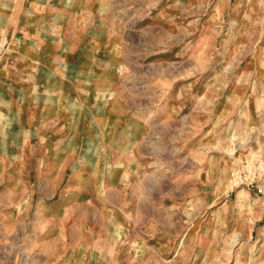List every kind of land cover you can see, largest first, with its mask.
Listing matches in <instances>:
<instances>
[{"label":"rangeland","instance_id":"374dc122","mask_svg":"<svg viewBox=\"0 0 264 264\" xmlns=\"http://www.w3.org/2000/svg\"><path fill=\"white\" fill-rule=\"evenodd\" d=\"M25 41L84 84L47 145L95 173L0 198V264H264V0H0V78Z\"/></svg>","mask_w":264,"mask_h":264},{"label":"crops","instance_id":"0c3cea01","mask_svg":"<svg viewBox=\"0 0 264 264\" xmlns=\"http://www.w3.org/2000/svg\"><path fill=\"white\" fill-rule=\"evenodd\" d=\"M21 43L19 41V44ZM28 44L25 41L26 50L12 54L8 58L10 61L7 58L3 59L8 62L3 68L6 70V77L0 78V198L10 196L16 202L20 197L21 182L29 186L33 180L43 179L48 184L46 193L50 194L49 189L60 188L67 180L74 182L79 175L83 178L90 176L89 171L95 173V169H89V164H85L84 161L83 164L74 166L50 156L47 141L60 139L68 126L75 124L74 116L70 122L67 121L66 117L73 111L69 108L78 107L80 99L83 100L86 94L83 93L84 84L71 82L76 79L61 80L62 75H68L67 71L60 70L59 57L53 58L43 50L38 51L43 42L35 41ZM71 74L70 77L73 76V73ZM100 89L99 86H92L91 89V102H95L91 107L98 108L91 121L95 124L100 121V105H105V96L101 98ZM102 90L104 94L107 93ZM93 137L101 138L99 133L93 134ZM33 141L39 142L33 144ZM21 144L25 146L29 156L36 158L37 163H20V157L25 156V148L21 152ZM55 155L59 156L60 160L61 154ZM32 171L38 172L37 177L29 174ZM69 171L74 174L67 178ZM90 197L93 198L92 195ZM63 201L53 204L41 203L39 206L41 220L53 219L54 224H58L59 221L69 219L70 213L63 212Z\"/></svg>","mask_w":264,"mask_h":264}]
</instances>
